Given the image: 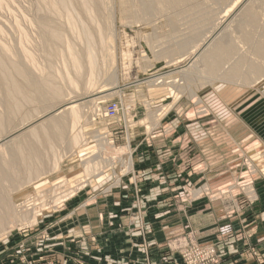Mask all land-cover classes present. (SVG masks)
<instances>
[{
  "label": "rangeland",
  "instance_id": "rangeland-1",
  "mask_svg": "<svg viewBox=\"0 0 264 264\" xmlns=\"http://www.w3.org/2000/svg\"><path fill=\"white\" fill-rule=\"evenodd\" d=\"M51 1L53 0H0V44L8 49L6 63L9 70L19 62L18 64L25 65L24 67L32 76L39 77L37 79L51 72L54 84L64 87L66 94L62 98L50 101L49 104L41 101L31 104L24 102L15 118H11V114L8 113L12 111L11 108L6 109L0 103V112L4 117L6 116L5 119L7 117L10 118H7L8 120L14 119L13 122L6 119L8 125H5L6 130L0 134V150L26 136L33 130L30 128L35 125L40 127L46 123L47 120L44 121V119L63 114L68 104L76 101L83 106L84 116L77 128H81L84 139H81L79 142L81 144L76 145L75 148H71L69 143H65L66 141H53L51 147H43V161L46 159L44 173L49 169H55L52 164H56L59 160L62 163L59 162L60 168L58 167L57 171L42 175L40 181L55 183L68 178L80 179L84 176V169L79 152L85 154L82 160L96 159L100 156L106 159L108 155L102 148L104 142L116 151H122L120 155L129 152L132 168L126 171L123 166L120 167L122 175L118 185H115V172L118 171H115L116 165L111 166L112 170L109 169L108 172L111 176L101 183H97L96 178L92 177L85 187L76 190L60 206L50 207L49 205V209L40 212L41 215L35 225L19 226L7 234L0 240V251L7 248L12 238L19 234L33 232L41 218L58 212L70 202L82 199H105L120 191L133 192L135 200L142 201L144 190L150 188L148 183L152 181L148 178V173L137 166L135 154L149 141L160 144L166 137H169L166 140L175 138L177 134L174 129L178 130V128L173 127L177 120L182 119L186 121L185 136L187 135L186 140H189L187 143L194 144V147H188L187 152L191 156L180 165H178V158L170 157L173 158V163L176 164L177 161L178 165L174 173L178 175L176 177L178 185L174 188H179V195L184 194L183 198L179 196L181 202L183 200L188 204H197L202 208L200 211L203 215H209L217 225L221 222L226 225L219 228L225 231L216 241L200 242L195 235L189 233L183 236L180 244H176L175 250L181 264L221 263L223 255L219 248L225 247L226 250L230 240L241 234L245 223L250 219L247 210L257 202V185L264 184V139L255 136L261 134L264 137V59L258 57L255 50V46L264 39V0H227V2L192 0L191 6L188 2L186 3L188 6L184 4L178 6L179 8H167L165 5L163 10L153 5L154 11L151 14L138 19L128 10L130 7L128 4L134 0H101L104 7L99 17L98 29L101 30L105 40L109 37L110 42H113V46L106 44L105 51H112L113 47L115 59L112 64L108 63V67L103 66L102 58L105 57L102 56L104 53L99 47L98 54L100 52L101 54L98 61L101 71L96 75L97 77L95 76L92 84L87 75L80 78L79 89L76 90L71 89L68 83L61 80V75L68 74V71H65V64L68 61L66 43L46 41L41 31L42 19L48 18L52 23H60L59 25L64 28L67 41L70 40L79 47L83 44L73 38L72 30L66 28L65 16L55 17L48 12L47 3ZM105 4L106 6L110 4V8L114 7L112 14L110 9L106 10ZM248 8L253 9L257 14L255 27L244 24V11ZM77 16L82 19L79 15ZM207 16L210 18L208 19ZM193 19L198 22L190 21ZM40 23L41 27H39ZM249 31L252 37L250 40L244 39ZM94 32L97 33L98 30L94 29ZM203 40H206L204 42L206 44ZM219 40L235 47L233 57L219 73L226 72L235 65V62L241 60L244 63L245 73L252 64H256L262 70L260 75H252L250 81L231 80L220 76L214 78L204 72L203 68L198 70L196 65L198 59L195 58L194 52H190L200 44L201 49H207ZM60 50L62 51L60 56H50V52ZM26 55H29L32 62L30 59L28 61ZM70 77L77 79L73 72L70 73ZM258 77L261 78L256 82ZM158 78L161 82L156 83ZM218 83L233 89L238 92L237 94L248 92L247 100L250 101V106L244 111V115H246L245 121L251 124L252 128L258 127V132L253 130L255 135L244 124L246 129L243 128L241 134V129L238 128L230 134L225 130L224 125H221V128L218 127L220 125L214 113L203 101L204 98L199 95L210 85ZM3 90L0 86V102L4 95ZM193 92H196L197 97H192ZM114 108H116L115 114L111 118L107 117L106 112L113 111ZM194 122L199 123L200 127L191 131L189 125ZM196 134H200V139H195ZM209 139L214 142L216 148H212L213 143L211 146L207 143ZM209 147L212 149L206 152ZM86 149L87 151L84 152ZM175 152L176 150L173 151ZM206 153L215 154L214 157L218 158V161L212 162L215 164L211 165ZM61 155L63 160L62 157L60 158ZM138 159L143 160L144 156L141 155ZM116 162H119V159H116ZM20 175L22 179H25L24 184L27 183L23 171ZM30 185H23L19 188L20 190L14 192L17 204L29 198L33 187L38 184ZM42 238L45 237L42 236ZM249 247L245 256L254 260L256 264H264V257L259 250L253 246ZM211 249L215 250L216 256L210 254ZM172 251H174L173 248ZM228 252L226 251L224 255ZM24 262L33 264L26 258Z\"/></svg>",
  "mask_w": 264,
  "mask_h": 264
},
{
  "label": "crops",
  "instance_id": "crops-1",
  "mask_svg": "<svg viewBox=\"0 0 264 264\" xmlns=\"http://www.w3.org/2000/svg\"><path fill=\"white\" fill-rule=\"evenodd\" d=\"M237 93L218 83L199 95L211 108L219 128L224 125L230 134L238 128L241 134L244 124L255 135L258 127L252 128L244 115L250 106L248 92ZM199 127L196 122L189 125L191 131ZM173 128H178L174 129L175 138L166 137L160 144L149 141L135 154L137 166L152 181L148 183L150 188H145L142 201H136L133 192L120 191L105 199L70 202L41 218L33 232L12 238L7 248L0 251V264H25V258L33 264H181L175 246L184 235L192 233L200 242L216 241L225 231L219 228L226 224L217 225L195 203L181 202L179 196L183 198L184 194L179 195V188H174L178 185L175 168L177 171L178 165L189 159L188 147L194 144L187 143L186 121L177 120ZM199 136L194 137L200 139ZM255 136L264 139L261 134ZM207 143L214 144L211 139ZM206 154L211 165L218 161L215 154ZM141 155L143 160L138 159ZM170 157L178 158L179 164ZM256 190L257 202L247 210L250 219L226 250L219 248L223 255L219 264H256L245 256L249 246L257 248L264 257V184L257 185ZM226 251L229 252L224 255Z\"/></svg>",
  "mask_w": 264,
  "mask_h": 264
},
{
  "label": "bare ground",
  "instance_id": "bare-ground-1",
  "mask_svg": "<svg viewBox=\"0 0 264 264\" xmlns=\"http://www.w3.org/2000/svg\"><path fill=\"white\" fill-rule=\"evenodd\" d=\"M221 1L227 2V0ZM187 2L189 3L188 5L191 6L190 3H192V0H139L136 2L134 0L133 2L130 1V3L128 4V6H130L128 10L129 12L133 13V17L135 16L138 19L140 17H147L148 14H151L154 11L153 5H157L160 10H163L165 9V5L167 6V8H179L178 6H183ZM103 7L104 4L101 0H53L47 3L48 12L54 14L55 17L65 16L67 21V23L66 21L64 22L67 25L66 28L72 30L73 38L77 39L78 42L80 41V43L83 44L82 47H79L77 44L71 42L70 40L67 41L66 34L63 31L64 28H62L63 26L59 25L60 23H52L51 19L48 18L42 19L43 27L41 31L43 32L45 40H50L51 42L56 41L58 43H66L68 61H66L65 64V71H68V74L65 73L61 75V80L64 83H68V85L71 86V89H79L80 78L86 75L89 77L88 80L91 82V84L93 83L95 76L98 75V73L101 71L100 62L98 61L99 54H101V52L104 53L102 56L105 57L102 58L104 59L103 66L108 67V63L112 64L115 59V52L113 47L112 51H105L106 44H112L113 42H110L109 37L108 40H105L103 38L101 30L98 29V22L100 21L99 17L101 15ZM105 8L106 10L110 9L111 13L113 12L112 9L114 7L110 8V4H107V6L105 4ZM132 13L130 15H132ZM77 15H79L82 19H79ZM45 17L46 16H44V18ZM207 17L208 19L210 18V16ZM202 19L204 20V18ZM257 19V14L254 12L253 9L248 8L244 11V24L246 26L255 27V25L257 24ZM190 21L198 22L196 19ZM206 21L207 20H205V22ZM61 24L64 25L63 23ZM39 27H41V23ZM94 29H97L98 32L95 33ZM251 37L252 35L249 31L245 34L244 39L250 40ZM205 41L206 40H203V43ZM43 43L45 42L43 41ZM45 44L47 45V43ZM200 45L194 47L193 51H191L190 53L194 52L195 58L198 59V63L196 64L197 69L200 70V68H203L204 72H206L210 76H213L214 78L216 76H220L231 80L235 79L250 81L252 75L258 76L262 71L260 70L258 65L252 64L248 68V71L245 73L243 71L244 63L243 61L239 60L235 62V65H232L226 72L219 73L221 72L220 70L225 67L228 60L233 57V50L235 49V47L232 44L224 43L221 40L215 41L207 49H201ZM99 47L101 49H99L101 52L98 54ZM159 49L161 48L159 47ZM255 50L258 57L264 59V39L255 46ZM61 52V50L55 52L52 51L50 52V56H60ZM7 53L8 49L4 45L0 44V86L2 90L4 89V95L3 97H1L0 103L6 109H8L9 107L11 108L12 111L9 109L11 112H8L11 114V118H15L19 114L24 102L31 104L35 101H37V103L38 101H41L45 104H49L50 101L62 98L66 95L64 87L56 86L54 84L50 75L51 72H48L50 74L42 76V78L40 79H37L39 77L35 78L34 76H32L29 73V70L24 67L25 65L22 66L18 64V61V63L14 64L11 70H9L10 68L7 67L6 63L8 59L6 57ZM169 54H171V52ZM27 57L28 61L30 59V61L32 62V59L29 57V55ZM21 64L23 63L21 62ZM71 72L75 73V76L78 80L70 77ZM192 73L193 72H191V74ZM259 78L261 77L256 78V82ZM157 81L161 82L160 78L156 79V83ZM88 85L89 84H87V86ZM91 86L92 85H90V87ZM192 97H197L196 92H193ZM81 104L82 103H78L76 101L70 102L65 108V112L63 114L52 115L48 119H44V121L47 120L46 123H44L40 127L35 125V127L30 128V130H33H31L26 136L18 139L7 148L0 150V240L3 239L16 227H28L35 225L37 219L41 215L40 212H43L44 210H47L53 206H60L63 202L69 199L76 190L81 189L80 187H85L88 183L87 181H89L92 177L96 178L97 183H101L104 179L111 176V174H108L109 169L112 170L111 166L116 165L115 171L118 170L117 172H115V185H118L120 182V178L122 175L120 170L121 166H123L126 171L131 170V154L129 152H125L120 155L122 151H116L112 146L103 141V151L106 155H108L106 159L100 156L96 159L86 158L85 160H82V157L85 156V154L79 152L80 154L78 155L79 158H81L82 166L84 169V176H82L80 179L68 178L65 179L66 181L62 180L61 182L55 183H52L51 181H49L48 183L40 181L42 175H49L50 171H57L60 168L59 162L62 163V161L59 160V162H57L56 164H52L53 166H55V169H49V171L46 170L47 172L44 173L46 169L44 161L46 162V159L43 161V147H51L53 141H66L65 143H69L71 148H75L76 145L81 144L79 143L80 140L84 139V137L82 138L81 135V133H83L81 132V128H77L78 124L81 123L80 121L82 117L84 116L82 110L83 106ZM5 117L0 112V134H2L4 130H6L5 125L7 124L6 119L8 117L6 119ZM13 120L8 121L13 122ZM50 147L48 148L50 149ZM85 151H87V149L84 150V152ZM73 154H75V152ZM47 155L45 157H47ZM52 155H54V153ZM61 157L62 155L60 156V158ZM61 159L63 160V157ZM116 159H119V162H116ZM22 171L23 175H26V177L24 178H26L27 183L25 182V184V179H22L20 177ZM30 184H32L33 186L35 184L38 185L36 187H33L32 195H30L29 198H27L26 200L24 199L25 201L20 204H17L15 200L16 196H14L16 193L14 192H17L21 186L23 187V185L27 186ZM15 185H17V189L15 188Z\"/></svg>",
  "mask_w": 264,
  "mask_h": 264
},
{
  "label": "built area",
  "instance_id": "built-area-1",
  "mask_svg": "<svg viewBox=\"0 0 264 264\" xmlns=\"http://www.w3.org/2000/svg\"><path fill=\"white\" fill-rule=\"evenodd\" d=\"M115 111H116V108H114L113 109V111L111 110L109 113L108 112H106V115H107V117H109V118H111L114 114H115ZM110 114V115H109ZM180 244V243H179ZM210 254H215V256H216V252H215V250H210ZM198 264H209V263H203V262H201V263H198Z\"/></svg>",
  "mask_w": 264,
  "mask_h": 264
}]
</instances>
